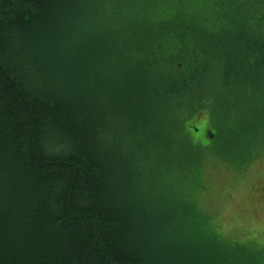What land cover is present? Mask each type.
Returning <instances> with one entry per match:
<instances>
[{"label": "trees", "instance_id": "1", "mask_svg": "<svg viewBox=\"0 0 264 264\" xmlns=\"http://www.w3.org/2000/svg\"><path fill=\"white\" fill-rule=\"evenodd\" d=\"M229 122L221 158L246 170L264 0H0V264H264L190 198Z\"/></svg>", "mask_w": 264, "mask_h": 264}, {"label": "rangeland", "instance_id": "2", "mask_svg": "<svg viewBox=\"0 0 264 264\" xmlns=\"http://www.w3.org/2000/svg\"><path fill=\"white\" fill-rule=\"evenodd\" d=\"M201 117L204 116L201 115ZM193 121L190 120V122ZM206 122L208 120H204L203 124ZM230 126L231 122L226 123L225 128L222 127L219 134L209 126L206 136L201 135L200 141L206 143V139L217 140V144L210 152H197L196 161H199V165L204 159L199 172L203 179V188L190 189V192H193L190 198L195 202L196 210L202 213H200V221L203 228L211 233L213 240L222 244L228 253H241L243 259L254 254L258 261L263 262L264 155L251 159L248 163L249 168L246 170L226 164L231 158L222 159L221 153L228 134L226 130ZM184 135L189 136L187 130ZM155 137V133L149 134L151 140ZM208 154L210 155L207 156ZM203 155L206 157H202ZM192 232L197 234V227H193ZM237 244H243L242 248H234Z\"/></svg>", "mask_w": 264, "mask_h": 264}, {"label": "flooded vegetation", "instance_id": "3", "mask_svg": "<svg viewBox=\"0 0 264 264\" xmlns=\"http://www.w3.org/2000/svg\"><path fill=\"white\" fill-rule=\"evenodd\" d=\"M196 132H198V131H196ZM205 135H206V133H205Z\"/></svg>", "mask_w": 264, "mask_h": 264}]
</instances>
